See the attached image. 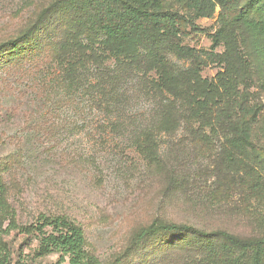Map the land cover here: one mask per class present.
I'll return each instance as SVG.
<instances>
[{"label":"rangeland","instance_id":"rangeland-1","mask_svg":"<svg viewBox=\"0 0 264 264\" xmlns=\"http://www.w3.org/2000/svg\"><path fill=\"white\" fill-rule=\"evenodd\" d=\"M163 2L172 11L192 14L175 0ZM85 12L80 0H0V45L26 32L38 43L26 58L8 64L6 49L0 50V167L5 168L8 204L18 225L35 222L44 213L69 215L82 226L86 248L103 263L119 256L130 235L155 219L248 235L257 206L248 193L259 165L228 144L234 104L210 106L204 120L198 121L163 97L162 104H168L170 111L169 131L156 136V160L148 165L128 134L111 132L110 124L155 117L152 110L161 98L143 90L151 73L144 70V75L127 65L121 99L113 102L88 88H69L53 64L60 45L96 41L76 26L77 14ZM217 13L218 9L212 19H196L195 24L213 34ZM251 36L252 78L238 96L247 92L250 105L257 109L254 119H245L257 136V151L264 149V33ZM173 42L198 50L211 46L202 34ZM160 51L175 70L190 69L189 61L177 59L164 47ZM222 72L221 66L209 65L199 77L216 84ZM43 121L46 130L52 124L58 127L43 134ZM8 223L0 217V250L6 264H55L57 254L36 258V242L17 228L7 230ZM146 251L121 261L141 264ZM181 251L176 249L160 261L165 256L162 250L148 264H182L186 254ZM156 259L160 262H150Z\"/></svg>","mask_w":264,"mask_h":264},{"label":"trees","instance_id":"trees-1","mask_svg":"<svg viewBox=\"0 0 264 264\" xmlns=\"http://www.w3.org/2000/svg\"><path fill=\"white\" fill-rule=\"evenodd\" d=\"M80 1L86 8L83 16L87 19L77 14L80 19L76 26L96 41L88 44L70 41L60 45L53 64L64 74L69 88L90 89L110 97L113 102L114 98L121 99L120 92L127 81L122 74L127 65H133L144 75V70L151 73L144 86L147 89L143 90L146 95L156 94L161 98L152 110L155 117L140 123L110 124L111 132L128 134L133 148L148 165L156 160V136L169 131L170 111L168 104H162L163 97L169 98L166 102H174L178 110L184 108L190 113L189 118L198 121L204 120L210 106L234 104L235 109L228 118V144L232 151L249 154L259 165L258 172L251 176L252 187L248 193L257 202L252 212L251 232L239 236L225 230L205 231L193 225L155 219L130 235L127 247L119 256L103 263L86 248L82 226L69 215L44 213L39 214L35 222L18 225L16 212L8 204L3 181L5 168L0 167V217L9 220L7 230L17 228L26 238L35 241L36 258L57 254L55 264H124L122 259L139 255L144 250H147V257L139 262L148 264L153 254L164 250L165 256L160 260L163 261L176 249L186 254L182 264H264V149L256 151L257 136L245 120L254 119L257 109L250 105L247 92L238 96L239 90L247 89L248 80L252 78L248 59L253 53L250 40L251 34L264 33V0H175L186 5L191 15L172 11L165 7L163 0ZM216 9L217 29L208 34L195 24V20L212 19ZM199 34L209 37V50L173 42ZM33 40L26 32L1 44L0 50L6 49L8 53L6 63L21 61L37 48L38 43ZM161 47L177 59L189 61L190 69L187 72L175 70L166 54L160 51ZM219 48L222 52L217 51ZM214 64L221 66L223 72L218 74L217 83L211 84L202 80L199 73L202 68ZM261 85L264 89V80ZM46 122L42 124L43 134L58 127L52 124L46 130ZM6 260L0 250V264H6ZM154 261L150 260L151 263L160 262Z\"/></svg>","mask_w":264,"mask_h":264}]
</instances>
